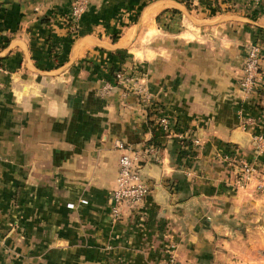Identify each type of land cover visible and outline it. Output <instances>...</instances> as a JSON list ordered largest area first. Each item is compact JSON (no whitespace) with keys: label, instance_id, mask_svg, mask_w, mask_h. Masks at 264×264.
Masks as SVG:
<instances>
[{"label":"crops","instance_id":"1","mask_svg":"<svg viewBox=\"0 0 264 264\" xmlns=\"http://www.w3.org/2000/svg\"><path fill=\"white\" fill-rule=\"evenodd\" d=\"M73 1L0 0V264H264V0H88L76 21ZM110 69L148 95L100 91ZM177 136L196 140L183 157ZM151 139L145 215L111 219L116 144ZM231 150L254 164L238 189Z\"/></svg>","mask_w":264,"mask_h":264},{"label":"built area","instance_id":"2","mask_svg":"<svg viewBox=\"0 0 264 264\" xmlns=\"http://www.w3.org/2000/svg\"><path fill=\"white\" fill-rule=\"evenodd\" d=\"M256 2L258 0H250ZM88 0H74L70 7V17L76 21L85 11ZM262 55L261 47L256 42H249L245 49V54L241 64V77L238 80V89L242 95H246L253 91L256 87L257 78L260 70ZM116 85H122L124 91L131 90L134 93L146 97L147 89L138 84L133 76L126 75L121 70L114 71ZM110 82H106L101 87L102 92H107L112 88ZM155 127L162 131L165 135L171 133L167 117L158 115L154 120ZM181 138L182 136H177ZM196 140H192L190 145L181 144L180 148L186 150L189 146L194 145ZM253 147L258 154H264V137L262 135H254L252 138ZM116 147L121 151L118 156V168L115 176V187L110 193L111 204L109 214L111 219H117L120 215L122 205L129 207L131 211L138 212L137 218L142 220L145 215L144 202L145 197L151 190V185L140 176L138 169L141 167L143 155L156 158V147L151 143H147L141 150H131L124 147L121 143H117ZM225 159L232 161L236 166L235 182L241 186L247 181L254 166L238 158V154L234 150L228 151ZM67 207H72V204H66ZM162 264H180L176 259L171 248L165 251Z\"/></svg>","mask_w":264,"mask_h":264},{"label":"trees","instance_id":"3","mask_svg":"<svg viewBox=\"0 0 264 264\" xmlns=\"http://www.w3.org/2000/svg\"><path fill=\"white\" fill-rule=\"evenodd\" d=\"M114 39V38H112ZM117 69H110L107 76L105 77V79L110 82L112 85H115V78H114V71H116ZM151 107H154V103H151ZM157 149L158 147V143L156 141H153L151 139L150 141ZM190 141H189V138L188 137H184L182 136L181 138H173V145H174V148H173V152L177 155H179V157H183L184 155H187L189 154V152L182 148H180V145L181 144H186V145H189ZM193 153V152H192ZM191 153V154H192Z\"/></svg>","mask_w":264,"mask_h":264},{"label":"rangeland","instance_id":"4","mask_svg":"<svg viewBox=\"0 0 264 264\" xmlns=\"http://www.w3.org/2000/svg\"><path fill=\"white\" fill-rule=\"evenodd\" d=\"M192 146H195V145H192ZM236 154H238V153L236 152ZM238 158L240 159L239 154H238ZM241 160H242V158H241ZM243 161L246 162L245 160H243ZM246 163L254 166L253 162H251V163L246 162ZM248 181H249V179L247 181H245L241 186H239L238 184H236L235 178H234L233 187H234V189L242 188L248 183Z\"/></svg>","mask_w":264,"mask_h":264},{"label":"water","instance_id":"5","mask_svg":"<svg viewBox=\"0 0 264 264\" xmlns=\"http://www.w3.org/2000/svg\"><path fill=\"white\" fill-rule=\"evenodd\" d=\"M252 145H253V143H252ZM138 173L140 174V176L143 178L144 176H143V172H142V166L138 169Z\"/></svg>","mask_w":264,"mask_h":264}]
</instances>
